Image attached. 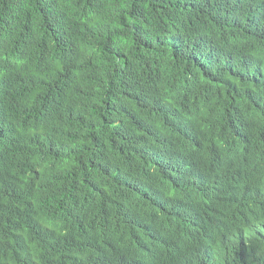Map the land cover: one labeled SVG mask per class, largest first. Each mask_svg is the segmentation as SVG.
<instances>
[{"label":"trees","instance_id":"obj_1","mask_svg":"<svg viewBox=\"0 0 264 264\" xmlns=\"http://www.w3.org/2000/svg\"><path fill=\"white\" fill-rule=\"evenodd\" d=\"M242 10L241 0H0V204L12 200L20 220L0 226V264H264V13L243 26ZM7 49L29 65H5ZM241 55L257 64L247 81L232 73ZM8 77L21 105L3 96ZM70 83L81 92L61 110ZM190 202L208 244L182 219ZM160 236L162 250L148 241Z\"/></svg>","mask_w":264,"mask_h":264},{"label":"clouds","instance_id":"obj_2","mask_svg":"<svg viewBox=\"0 0 264 264\" xmlns=\"http://www.w3.org/2000/svg\"><path fill=\"white\" fill-rule=\"evenodd\" d=\"M241 1H243V10L242 12L239 11L235 12L234 18L238 19V21L243 26L256 24L259 21L261 14L264 13V0H241ZM204 48L208 50L211 47L205 45ZM241 51L242 50H239V52ZM3 55H4V61H8V63L6 64L4 63V64L14 69L23 70L29 65L28 60L24 58L23 54L15 49L5 50ZM256 66L257 64L250 62L245 55H241L239 61L233 64L232 73L241 76L244 80L247 81L253 78L252 71L255 69ZM80 92H81V88L78 83H70L68 85L67 91L60 95L61 98L59 104L60 109L63 110L67 107L66 100L71 95L79 94ZM3 96L14 98V100L20 105L23 103V99H22L23 94L15 86L11 77H8L6 81V90L3 92ZM52 117H53L52 124L59 128L58 130L59 135L62 137H66L67 139L71 138L73 134V128L68 127L69 119L66 113L61 114L59 111H57L52 114ZM6 122L7 121L4 115L0 112V127H2ZM120 124H121L120 120L114 123L115 126ZM196 130L202 131L199 128V126L196 127ZM123 131L125 134V121H124ZM185 147L189 151L197 150L198 144L196 143V138L195 137L190 138L189 143ZM4 157L13 160L17 158V153L10 150H6ZM263 196L264 193L261 194L260 198H262ZM180 214L183 217L182 219L186 221L188 225H194L195 227L198 228V232L204 234L205 243L208 244L211 239V227L203 212L197 209L194 206V204L190 202L189 208L187 210L183 208L180 209ZM234 214L239 218L240 227L245 232L250 231L252 226L246 224L244 219V211L240 208ZM19 223H20L19 216L15 210L13 201L10 200L5 205L0 204V226L2 227V230H4L7 227H17ZM253 232L256 233V230H254ZM254 236L255 235H253V237ZM148 241L153 245L160 246L161 250L165 242L164 236L155 237L149 239Z\"/></svg>","mask_w":264,"mask_h":264},{"label":"bare ground","instance_id":"obj_3","mask_svg":"<svg viewBox=\"0 0 264 264\" xmlns=\"http://www.w3.org/2000/svg\"><path fill=\"white\" fill-rule=\"evenodd\" d=\"M197 48H198V51H199L200 47L197 46Z\"/></svg>","mask_w":264,"mask_h":264}]
</instances>
